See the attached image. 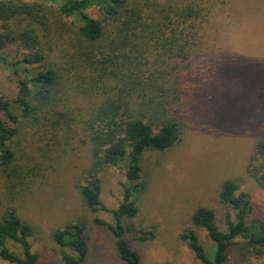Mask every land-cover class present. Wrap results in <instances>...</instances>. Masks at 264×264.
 <instances>
[{"label": "trees", "instance_id": "16d2710c", "mask_svg": "<svg viewBox=\"0 0 264 264\" xmlns=\"http://www.w3.org/2000/svg\"><path fill=\"white\" fill-rule=\"evenodd\" d=\"M44 1L0 0V66L13 75L16 90L15 96L0 95V259L39 264L30 242L33 227L19 216L17 204L84 134L93 147V165L81 195L92 212L113 215L114 224L100 219L95 224L112 233L123 262L142 264L130 241L134 228L124 222L137 217L138 197L149 185L144 159L178 146L189 129L195 95L217 72L228 75L210 57L206 40L227 3ZM256 139L248 172L264 188V131ZM108 167L123 170L127 179L123 199L112 210L101 200L99 174ZM220 201L229 208L226 231L210 209L193 216L213 244L210 252L193 230L181 240L202 264H228L233 249L264 264V220L250 222L254 209L248 194L237 182L225 181ZM54 240L70 251L61 253L64 264H90L84 224L65 226Z\"/></svg>", "mask_w": 264, "mask_h": 264}, {"label": "rangeland", "instance_id": "374dc122", "mask_svg": "<svg viewBox=\"0 0 264 264\" xmlns=\"http://www.w3.org/2000/svg\"><path fill=\"white\" fill-rule=\"evenodd\" d=\"M233 1H223L226 8L220 11L225 13L217 14L206 35L210 57L228 75L217 72L209 86L195 95L189 129L178 146L145 156L149 185L138 197L137 217L124 222L134 228L130 241L142 264H202L180 235L195 231L210 252L213 244L207 232L194 225L193 216L201 208L210 209L221 230H227L229 208L220 201L225 181L237 182L248 194L254 209L250 222L264 220V188L248 172L256 136L264 131V0ZM244 60L253 62L243 64ZM13 80L11 72L0 66V95L15 96ZM61 156L55 168L17 204L19 216L33 227L30 242L39 264H64L61 253L70 251L57 245L54 234L76 223L86 226L90 264H125L112 233L95 224V219L114 224L113 215L92 212L80 192L93 165L89 138L81 134L73 139ZM99 177L103 204L116 209L127 183L124 171L108 167ZM2 189L0 176V198ZM3 208L0 203V215ZM143 235L146 239L138 240ZM9 247L23 254L19 245L10 242ZM0 264L12 263L0 259ZM228 264H257V260L233 249Z\"/></svg>", "mask_w": 264, "mask_h": 264}]
</instances>
